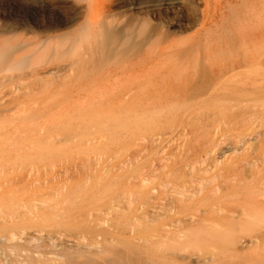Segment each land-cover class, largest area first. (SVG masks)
I'll list each match as a JSON object with an SVG mask.
<instances>
[{"label":"bare ground","instance_id":"6f19581e","mask_svg":"<svg viewBox=\"0 0 264 264\" xmlns=\"http://www.w3.org/2000/svg\"><path fill=\"white\" fill-rule=\"evenodd\" d=\"M44 1L45 10L54 0ZM75 1L83 5L84 23L58 39L62 46H134L145 56L112 83L125 112L121 120L86 117L82 102L70 105L79 108L72 118L43 119L38 106H27L46 87L42 80L0 102V264H126L134 258L142 264H264V130L256 129L264 125V0ZM134 1L126 19L109 13ZM175 14L185 20L182 26H199L198 34L159 48L171 31L152 21L173 24ZM34 64L0 49V85L39 74ZM66 69L62 65V86L95 73ZM110 81H95L87 90L103 93ZM217 118L226 123L220 139L213 135ZM119 129L128 141L127 166L105 192L122 183L127 195L154 208L142 219L125 213L123 231L99 229L81 213L61 222L78 198L94 194L83 169L63 175L62 184L45 174L42 179L11 171L12 158L19 164L53 158L69 141L91 145L103 131ZM221 143L230 147L205 165V156ZM128 201L132 210L134 199ZM49 222L78 237L43 238Z\"/></svg>","mask_w":264,"mask_h":264},{"label":"rangeland","instance_id":"374dc122","mask_svg":"<svg viewBox=\"0 0 264 264\" xmlns=\"http://www.w3.org/2000/svg\"><path fill=\"white\" fill-rule=\"evenodd\" d=\"M44 2V0H0V49L7 50L12 60L27 58L28 65L35 63L34 65L38 66L40 71L39 74L35 75L27 74L22 77L7 79L0 85V102L8 101L14 93L23 89L24 86L42 80L47 83L45 84L46 87H43L41 92L27 103V106H38L45 114L43 119L54 120L58 118L66 120L72 118L78 114L79 108L75 107L73 109V106L70 105L82 102L86 104L89 111L87 115H85L86 112H82V115L86 117H93L96 120L108 118H119L121 120L125 112L122 102H120L121 97L119 98L115 90H112L114 86L112 83L114 80L121 82L125 77L129 64L145 56L143 48L134 46L128 48H116L115 46L92 47L88 44L77 48L62 46V40L58 42V39H62V36L68 34L72 36L75 30L83 25V5L78 4L75 0H54L51 1L53 6L48 2L49 5L44 10L42 9ZM135 2H129L122 7L112 6L109 13H121L126 19V16L135 11L133 7ZM235 4L237 3H232V5ZM200 6L203 5L200 4ZM183 21L185 20H182L179 14L174 15L173 24H167L166 20L161 21L159 18L153 19V24L162 22L171 31L169 38L162 42L159 48H165L175 41L177 43L181 41L191 42L196 38L199 26L192 23L189 27L182 26L181 22ZM50 39L52 40L51 43H49ZM88 41L87 43H89ZM62 65L66 66L67 72L70 68L72 72L83 70L85 74L95 69V73L83 76L79 81L71 82L67 86H62ZM55 66L61 67L60 72L47 73L48 68ZM29 70V68H26L23 73H27ZM241 70L248 71L246 67ZM16 73H20V71ZM42 75H45V77H42ZM105 78L111 81L109 82V88L104 90L103 93L87 90L95 81H106ZM23 108L29 107L25 106ZM17 111H20V109H17ZM108 123L114 125L112 122ZM214 124L218 127L213 135L215 138L220 139L224 132L225 120L217 118ZM256 129L262 131L264 125L258 123ZM102 133L104 134L103 138L91 145L76 146V140L65 143L68 145L62 147L64 152L53 158H31V161H27L26 164L15 163V158H12L16 166L11 171L17 175L27 173L32 177L41 176L42 179L54 177L53 183L58 184L60 182L62 184L63 175H76L77 171L83 169L86 174L81 172L88 177L87 186H94V194L90 196V199L89 195L87 199V195L84 194L78 198L72 208L65 210V216H62L61 213V222H66L75 217L71 214L78 215L81 213L88 216L91 225H96L99 229L123 231L125 226L123 215L125 213L130 215L135 213L142 219L144 212H152L154 208H145L139 204L136 195H127V189L122 183L105 192L104 187L106 184L112 182L114 178H119V174L126 169L127 155L130 151L126 135L121 129L119 131L105 130ZM226 143H221L219 147L217 146L216 151L214 150L211 154L205 156L207 159H205L204 164L213 163L214 158L219 157L223 151L228 149L230 144ZM125 158L126 160H124ZM128 198L134 199L132 210L129 208ZM50 234L55 236L56 241L59 242H62V240L68 241V239L73 240L76 236L78 237L76 231L68 229L62 224L54 227L53 222L48 223L41 236L47 238ZM86 234L88 239H91L92 235L87 232ZM126 264L142 263L140 259L134 258Z\"/></svg>","mask_w":264,"mask_h":264}]
</instances>
